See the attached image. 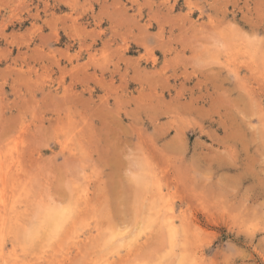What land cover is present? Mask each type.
Wrapping results in <instances>:
<instances>
[{
  "label": "rangeland",
  "instance_id": "rangeland-1",
  "mask_svg": "<svg viewBox=\"0 0 264 264\" xmlns=\"http://www.w3.org/2000/svg\"><path fill=\"white\" fill-rule=\"evenodd\" d=\"M0 264H264V0H0Z\"/></svg>",
  "mask_w": 264,
  "mask_h": 264
},
{
  "label": "bare ground",
  "instance_id": "bare-ground-1",
  "mask_svg": "<svg viewBox=\"0 0 264 264\" xmlns=\"http://www.w3.org/2000/svg\"><path fill=\"white\" fill-rule=\"evenodd\" d=\"M71 150H72V149H71ZM71 152H72V151H71ZM1 164H2V163H1ZM2 165H3V164H2ZM7 166H8V165H7ZM9 167H10V166H9ZM9 167H8V169H10ZM8 169H7V170H8ZM3 170H4V169H3ZM7 170H6V174H7ZM9 171H10V170H9ZM2 172H3V171H2ZM4 172H5V170H4ZM4 172H3V173H4ZM9 174H10V172H9ZM3 175H5V173L2 174V180L4 181V180H6V178L4 177L5 179H3ZM6 176H7V175H6ZM8 178H9V177H8ZM9 207H10V206H9ZM50 208H51V207H49L48 209H50ZM63 209H64V210H63ZM63 209H62V211H66V210H65L66 208H63ZM52 210H53V209H52ZM54 210H55V209H54ZM55 211H56V210H55ZM55 211H54L55 214L52 216V219H49V220H50V221L52 220V222L56 225V224L59 223V222H58V219H61L60 216H62L63 214L61 213V214H62V215H61L60 212H58V211L55 212ZM44 212H45V211H44ZM47 212H48V211H47ZM48 213H49V212H48ZM48 213H47V214H48ZM65 213H66V212H65ZM49 215H51V214H49ZM64 217H66V216H64ZM64 217H63V218H64ZM47 218H48V216H47ZM49 218H50V217H49ZM63 218H62V219H63ZM4 220H5V219H4ZM171 221H172V220H171ZM47 222H48V221H47ZM64 222H65V221H64ZM49 223H50V222H49ZM169 223H170V221H169ZM50 224H51V223H50ZM57 226H58V225H57ZM50 235H51V234H50ZM54 238H55V237H54Z\"/></svg>",
  "mask_w": 264,
  "mask_h": 264
}]
</instances>
